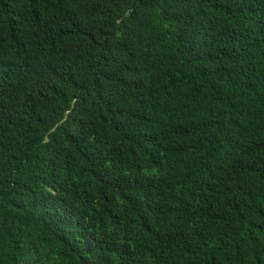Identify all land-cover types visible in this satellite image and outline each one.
Here are the masks:
<instances>
[{
    "label": "trees",
    "instance_id": "obj_1",
    "mask_svg": "<svg viewBox=\"0 0 264 264\" xmlns=\"http://www.w3.org/2000/svg\"><path fill=\"white\" fill-rule=\"evenodd\" d=\"M0 264H264V0H0Z\"/></svg>",
    "mask_w": 264,
    "mask_h": 264
}]
</instances>
